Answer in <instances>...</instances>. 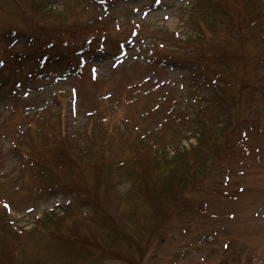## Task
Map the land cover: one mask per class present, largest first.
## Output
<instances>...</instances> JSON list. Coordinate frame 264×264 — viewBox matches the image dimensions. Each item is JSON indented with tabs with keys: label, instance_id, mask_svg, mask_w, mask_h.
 <instances>
[{
	"label": "rangeland",
	"instance_id": "obj_1",
	"mask_svg": "<svg viewBox=\"0 0 264 264\" xmlns=\"http://www.w3.org/2000/svg\"><path fill=\"white\" fill-rule=\"evenodd\" d=\"M258 56L264 0H0V264H264Z\"/></svg>",
	"mask_w": 264,
	"mask_h": 264
},
{
	"label": "trees",
	"instance_id": "obj_2",
	"mask_svg": "<svg viewBox=\"0 0 264 264\" xmlns=\"http://www.w3.org/2000/svg\"><path fill=\"white\" fill-rule=\"evenodd\" d=\"M228 23V25H230V21H228L227 22ZM247 41H249V38L247 37V40H245V42H247ZM259 55H262V53L261 54H259ZM236 58L237 59H240V55H237L236 54ZM249 58H250V56H249ZM251 62H252V64L253 65H255V66H259V67H261V64H263L264 65V57H263V59H262V56L260 57V56H258L256 59H254L253 57H251ZM222 67H225V64L222 66ZM193 68H196V66L195 67H193ZM203 68V67H202ZM227 69V68H226ZM203 71H207V70H204V68L203 69H194V71H193V73H194V75L195 76H197V77H199L200 78V86H204V85H206V86H208V88H211V93H210V97L211 98H213L214 100H215V105H222V109H223V107L224 106H226V100L224 101L223 99L222 100H217L216 98H219L220 97V95L216 92V89L218 88L217 86H215L214 84H212V79L211 80H209L208 78H207V76L203 73ZM228 70L226 71V75L228 76ZM252 74V76L250 75V77H248V82H250L249 84H248V86H247V88L249 89H251V90H256V91H260V89H259V87H258V85L257 84H255V83H253V82H251V79L252 78H254L255 77V75L253 74V73H251ZM226 76V77H227ZM257 77V76H256ZM260 77V75L258 76V78ZM196 78V77H195ZM226 84H224L223 85V87L225 86ZM243 85V84H242ZM215 86V87H214ZM234 86H237V85H235V84H231L230 82H228L227 83V87L226 88H234ZM222 87V88H223ZM222 88L220 87L219 88V90H222ZM253 94V96H254V99L252 100V101H250L251 103H252V105H251V107L252 106H255L256 107V105H257V108H261L262 106H264V101L262 102V104H260V101L258 102L257 101V98L259 97L257 94H255V93H252ZM260 98H262L263 100H264V95H261V97ZM260 105H262V106H260ZM232 107H231V110L232 109H234V107H233V105H231ZM221 109V110H222ZM225 117L227 116V114H228V111L227 110H225ZM255 114L256 115H259L260 114V112H255ZM201 115V114H200ZM201 118V117H200ZM200 118H199V120L196 122V123H194L196 126L198 125V123L200 122ZM229 121H231V120H229ZM252 122H254L253 120H252ZM229 125H230V123H228V127H229ZM231 126V125H230ZM232 127V126H231Z\"/></svg>",
	"mask_w": 264,
	"mask_h": 264
}]
</instances>
